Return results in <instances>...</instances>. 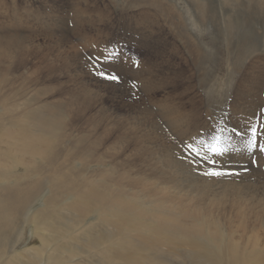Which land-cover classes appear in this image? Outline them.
I'll list each match as a JSON object with an SVG mask.
<instances>
[{
    "label": "bare ground",
    "instance_id": "1",
    "mask_svg": "<svg viewBox=\"0 0 264 264\" xmlns=\"http://www.w3.org/2000/svg\"><path fill=\"white\" fill-rule=\"evenodd\" d=\"M14 1L10 7L0 2V33H5L0 35V264H264V135L259 133L264 56L258 55L241 74L239 102L231 109L232 121L243 122L241 141L216 156L237 174L199 178L195 167L180 158L184 152L179 144L164 139L160 178L153 179L146 159L143 167L133 164L128 175L116 172V160L105 163L98 139L88 144L73 131L74 120L82 116L77 111L87 103H74L75 109L69 103V19L50 4L51 17L34 9L38 0H26L21 9ZM136 23L129 29L138 43V30L146 32L148 26ZM156 34L150 29L148 39ZM248 38L264 43V32ZM244 43L235 60L240 73L238 60L251 46ZM101 58L98 67L109 73ZM145 66L110 65L115 76L129 83L141 79L150 95L157 86L153 70ZM119 82L114 87L124 88ZM130 85L137 95V86ZM162 105L156 108L167 116L162 119L167 128L182 136L193 134L198 142L201 117L177 105ZM142 123L147 134L164 137L148 120ZM254 128L257 147L250 148ZM80 146L84 148L78 150ZM254 155L258 162L252 165ZM98 159L96 168L87 167V161Z\"/></svg>",
    "mask_w": 264,
    "mask_h": 264
},
{
    "label": "rangeland",
    "instance_id": "2",
    "mask_svg": "<svg viewBox=\"0 0 264 264\" xmlns=\"http://www.w3.org/2000/svg\"><path fill=\"white\" fill-rule=\"evenodd\" d=\"M1 1L5 2L4 6L10 7L14 0ZM16 2L20 9L27 5L26 0ZM49 4L53 6L55 13L61 12L63 17L69 19L67 35H69V51L72 52L71 68L68 73L69 103L73 108L74 103L80 104L82 101L87 103L82 113L75 110L82 116L74 120L73 131L75 134L84 135L83 140L88 144L97 142L98 139L99 154L105 163L116 160V172L121 170L127 173L133 164H137L138 168L140 165L143 167V161L146 159L153 173V179H159L161 140L165 139L176 146L179 144L178 147L182 150V154L184 152V158H180L185 159L188 166L195 167L199 178L211 180L212 175L205 173L213 167L231 171V168L226 166L225 160L218 159L211 153H207L209 159L204 160L195 156L187 145L193 144L197 148L200 147L199 149L203 152L204 146L198 142H211L213 136H219L224 141L223 146L227 150H232L239 139L241 141L240 132L242 133L243 130V122L232 121L231 109H234L239 102L236 94L242 85L241 74L254 60H258L259 56H264V43L257 41L255 43L253 41L255 39L248 38V36L256 37L257 30L264 32V0H38L34 9L47 13L51 17ZM260 7L263 10H260ZM73 16L78 17V22ZM137 21H145L148 26L146 32L138 30L139 44L133 40L135 34H130L131 29H129L137 24ZM150 29L151 31L154 29L157 34L148 39L147 32ZM222 32L224 35H221ZM4 34L0 33V35ZM244 40L247 48L251 45L249 47L251 52L247 51L248 53L238 60L242 66L240 73L235 71L237 69L235 60L240 57L237 49L244 48ZM101 57H105V67L108 71L111 69L109 71L111 74H113L111 72L113 69L110 65L114 63L128 62L133 65L132 70L145 65V67H150L153 70V79L157 87L154 92L150 93V96L148 90L145 89L144 82L139 83L140 76V80L131 83L119 77L120 79L116 80L117 85L121 81L124 88L120 89L121 86L115 88V80L113 84L109 79L98 74L106 73L102 67L97 65ZM157 80L165 84L158 85ZM136 81L140 85L137 86ZM132 83L137 86H135L138 90L137 95L131 90L130 84ZM261 94L264 99V87ZM162 97L166 103L162 99L161 103L158 101ZM162 102L164 105H177L185 113L195 111L201 117L196 131L198 142L193 139V134L184 135V137L176 133V130L172 131L167 128V121L165 124L162 119L167 120L168 118L166 115L163 116L159 109L163 108ZM146 106L152 110H147ZM228 110L230 112L227 114ZM261 112L259 133L264 135V105L261 107ZM143 120H148L150 126L152 125L155 129H161L165 138L147 134L148 129L142 123ZM161 122L166 127L161 125ZM145 131L146 136H144ZM143 139L148 144L143 145ZM262 145H264V137ZM86 146L87 144L85 148ZM83 148L84 146H80L77 149L82 150ZM147 150L149 155L145 158ZM260 151L264 152L261 149ZM253 157L252 165L258 162L256 155ZM212 160L217 163L213 165ZM72 162L75 163L74 158ZM99 162V159L92 160V162L87 161V167L90 164L93 165L90 167L92 170ZM138 175L134 173L132 177L137 178ZM126 180L129 181V176ZM39 199L41 201L43 197Z\"/></svg>",
    "mask_w": 264,
    "mask_h": 264
},
{
    "label": "snow or ice",
    "instance_id": "3",
    "mask_svg": "<svg viewBox=\"0 0 264 264\" xmlns=\"http://www.w3.org/2000/svg\"><path fill=\"white\" fill-rule=\"evenodd\" d=\"M100 76L104 77L105 79L109 80H119L120 78L118 76H115L114 74L111 73H103L100 72L98 73ZM254 133V139L253 141L249 142V147L250 148H255L257 147V143L255 142V135L257 134V129L252 130ZM201 145L204 146V151L202 152L199 148L195 147L193 144H188L187 148L195 155L198 157H202L204 160H208L209 157L207 153H213L215 156H224L225 152L227 149L223 146V141L219 136H213L211 139V142H205V141H200L199 142ZM261 150H264V145L260 146ZM213 165L217 163V161L212 160L211 161ZM227 163V162H225ZM206 175H212V176H221V175H226V174H237V173H232L227 171L224 168L217 169L215 167L211 168L208 172L205 173Z\"/></svg>",
    "mask_w": 264,
    "mask_h": 264
}]
</instances>
